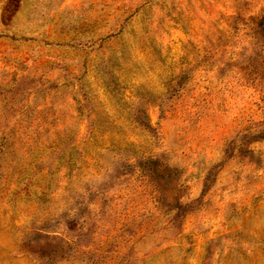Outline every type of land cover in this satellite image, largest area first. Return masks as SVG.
Masks as SVG:
<instances>
[{
	"label": "rangeland",
	"instance_id": "1",
	"mask_svg": "<svg viewBox=\"0 0 264 264\" xmlns=\"http://www.w3.org/2000/svg\"><path fill=\"white\" fill-rule=\"evenodd\" d=\"M0 264H264V0H0Z\"/></svg>",
	"mask_w": 264,
	"mask_h": 264
}]
</instances>
